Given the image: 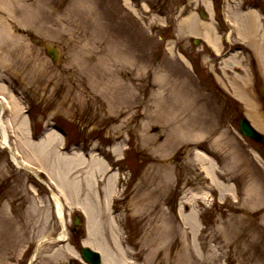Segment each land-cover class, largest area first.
<instances>
[{"label": "rangeland", "instance_id": "obj_1", "mask_svg": "<svg viewBox=\"0 0 264 264\" xmlns=\"http://www.w3.org/2000/svg\"><path fill=\"white\" fill-rule=\"evenodd\" d=\"M251 10L264 49V0H0V39L20 55L0 66L2 122L38 177L0 149V264H28L37 248L33 264H84L81 246L108 250L115 264H264V143L238 125L244 117L264 137L250 118L264 123V58L237 30ZM188 15L211 24L215 47L182 24ZM42 42L59 49L58 63ZM9 96L21 106L14 118ZM48 130L58 132L52 150L28 143ZM58 148L83 159L94 148L112 172L95 174L92 193L81 181L76 195V167L49 166Z\"/></svg>", "mask_w": 264, "mask_h": 264}, {"label": "bare ground", "instance_id": "obj_2", "mask_svg": "<svg viewBox=\"0 0 264 264\" xmlns=\"http://www.w3.org/2000/svg\"><path fill=\"white\" fill-rule=\"evenodd\" d=\"M246 15H247V18H248L247 19L248 22H247V20L245 22L246 26L245 27H241L242 25H240V23H238L237 30L241 34L242 33L244 34V36H242L241 38L239 37L238 39L241 40L243 42V44L250 45L257 55H259L261 58L262 57L264 58V51H263L264 49H263L262 45H260L258 43V40H257L258 19H259L258 15H257V12H255L254 10H251V11L247 12ZM0 23H1L0 26H3L1 17H0ZM183 23L184 24L187 23L188 25L189 24H191V25L192 24H194V25L197 24L199 26V28L196 31V33H199L201 36H203L204 40L207 42V44L209 46H211L212 48L215 47V42L217 40V37H216L214 29H212L210 23L209 24L201 23V22H196L195 23L194 17L191 16V15L186 16L182 20V24ZM231 23H232V21H231ZM235 27H237V26L235 25ZM0 36H2L1 31H0ZM8 40H10L8 37H3V38L0 39V66L3 69H5V67H6V63H7L6 58L12 59V57L13 58L14 57H20L18 51H14V52L11 51V56L9 54H7L8 50H6V47H7L8 43L10 44L11 47L14 45V44L12 45V43H10V41H8ZM8 47H9V45H8ZM24 52L25 51L23 49L22 54ZM217 52H218V49H217ZM81 71L83 72V74L85 73L86 75H88L87 70L82 68ZM89 82L91 84L92 80L89 79ZM249 88H250V84H249ZM249 88H248V84H247L246 87L243 90H240V91L237 92V94H238L237 96L238 97L241 96L242 98H245V96L248 97V95H246V91H247V89L249 91ZM1 91L2 90L0 89V94L2 93ZM9 97L10 98L8 100H6V102L8 104L9 111H10L11 115L14 118V117H17L18 114H20L21 106H20V104L18 103V101L16 99H13L11 96H9ZM245 102L248 104L249 103L248 99H246ZM248 107L251 108L252 106L248 105ZM178 108L180 110L179 106H178ZM170 112H172V110H170ZM177 115H179V113ZM250 118H251V122H252L253 126L256 129H258L259 131H264V123H263V120H261V118L259 116H257L256 114L253 113V115H251ZM23 119H24V117L21 118L20 124L17 121L14 123L16 129H20V131L24 130V126H23L24 120ZM0 125H1L0 126L1 127L0 130H1V133H2L1 144L4 147H8V145H9L8 135H7V131L5 129L6 127L4 126V124L2 122V118L0 120ZM188 126L186 128H188ZM188 129L189 130H187V132H189L191 128H188ZM57 135H58V132L56 130H48L46 133H44L43 138H41L39 140L40 142H38V144H37V142H32L31 140H29L28 143L31 146L33 144H35V147L43 145V147L46 148V151H50L54 147V142H55V140H57ZM217 142H219V140H217L216 143ZM60 145H61V140H60ZM116 148H117V146L115 147V145H114L113 149L117 150ZM57 150H58V152L57 151H56V153L53 152V156H54L53 158L52 157L48 158L49 159V162H48L49 166H52V168H53L57 164H59L61 166H64L62 164H65L68 167H70V166H75L76 167V169L73 172V174L75 175L73 180H72L73 182L68 181V182L71 183L70 187L74 186V189L76 191V195H78V193H79V188H80V182L81 181H83V185H84V183L85 184L87 183L91 193L93 192L94 188L96 190V187L93 188V183L91 182V180H93L94 184H96L98 181L96 180L95 174L97 172L106 173V171L108 169V166L107 165L105 166L103 161L100 158L97 157L96 150L94 148H92V151L90 152L89 161H87L86 159H83V157H81V155L79 153L80 150L79 151H73L71 153H68V152L60 153L59 152L60 148H58ZM198 153L196 152V155H197V157H199V159H201V161H202V158L205 159V155H203L202 153H199L200 154L199 155ZM10 155H11L12 161L15 163L16 166H22L24 163L26 164V162H24L22 164L20 161H18L16 156L13 153H11ZM29 161H30V159H27L28 163H29ZM202 167H204V166H202ZM54 168H56V167H54ZM204 168H206V167H204ZM207 169L208 170H205L207 175H212V173L210 172L209 168H207ZM56 171L59 172L58 169ZM113 176L114 175L108 176L107 184H105L103 186V188L100 189V190H102V192L99 191L100 194H103V196H104L103 200L105 202H107V200L109 202L110 197L112 196V194H114V189H113L114 187L112 186L113 180H114ZM57 177L59 179L58 181L60 183V189L63 192L64 189H63V186H62L61 182L62 181L64 182L65 176L60 173L59 175L57 174ZM211 181H213V176H211ZM69 184H68V186H69ZM75 191H74V194H75ZM199 193H200V191H196L195 195H197ZM52 197H53L52 201H53L54 208H55V214H56L57 219L59 220V222H60V224L62 226V229H63L61 235H59L60 236L59 239H64L66 237V235L64 233L65 222H64L63 204H62V202H60V199H59L58 196L52 195ZM183 198L185 199L184 202L188 201V198L186 196H184ZM80 206H81L80 207L81 209H84L86 207L91 209V207H92V206L88 205L86 202L83 203V204H80ZM102 209L105 211V207H102ZM190 214H192V213H190ZM190 217H191V215H189L188 218H186V221H188V219L191 220ZM100 254H101V264H115L114 263V259L115 258L110 254V252H108V250L107 251L103 250V251L100 252ZM34 257H35V253L32 256V258H34Z\"/></svg>", "mask_w": 264, "mask_h": 264}, {"label": "water", "instance_id": "obj_3", "mask_svg": "<svg viewBox=\"0 0 264 264\" xmlns=\"http://www.w3.org/2000/svg\"><path fill=\"white\" fill-rule=\"evenodd\" d=\"M42 46L45 48L47 54L51 57V59L56 62L58 58V51L55 47L50 46L47 43H42ZM240 129L241 132L247 135L248 137L263 143L264 137L258 134L254 129H252L246 119L241 118L240 120ZM75 224L77 221L75 220ZM81 257L87 262V264H100V255L92 251L87 247L80 248Z\"/></svg>", "mask_w": 264, "mask_h": 264}]
</instances>
